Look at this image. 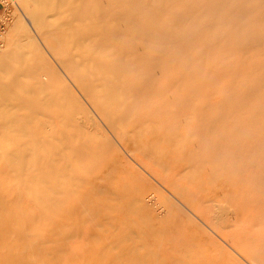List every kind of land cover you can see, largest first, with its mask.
Segmentation results:
<instances>
[{
	"label": "bare ground",
	"instance_id": "1",
	"mask_svg": "<svg viewBox=\"0 0 264 264\" xmlns=\"http://www.w3.org/2000/svg\"><path fill=\"white\" fill-rule=\"evenodd\" d=\"M13 3L20 13L9 22V42L0 45V155L12 171L27 173L28 183L36 177L42 204L65 195L56 188L69 182L77 190L86 156L106 159L109 152L101 131L92 146L87 122L76 115L83 107L69 83L89 98L99 117L117 127L119 120L150 115L152 80L181 65L225 78L240 64L247 68L230 93L247 100L249 115L228 122L220 112L224 105H217L215 114L202 106L198 121L227 127L221 136L258 161L260 169L254 165L253 170L258 167L264 176V119L253 120L264 114V0ZM37 30L55 66L39 54ZM253 127L261 132L253 136Z\"/></svg>",
	"mask_w": 264,
	"mask_h": 264
},
{
	"label": "rangeland",
	"instance_id": "2",
	"mask_svg": "<svg viewBox=\"0 0 264 264\" xmlns=\"http://www.w3.org/2000/svg\"><path fill=\"white\" fill-rule=\"evenodd\" d=\"M8 5L0 0V14L7 16L0 45L9 42V22L20 13L16 6L8 9ZM37 31L39 54L44 52L55 66ZM246 76L247 68L243 64L226 78L181 65L174 72L152 80L154 94L148 101L150 115L156 123L166 118V122L174 125L195 124L199 123L202 106L207 109L205 112L215 114L217 105H224L220 112L227 114L228 122L246 118L249 115L247 100L230 93ZM69 84L71 95L83 107L84 112L76 115L87 122L92 146L98 145L99 132H103V140L108 141V156L106 159H99L95 153L86 156L81 165L84 182L77 190L71 189L70 182L57 187L56 190H65L66 194L59 195L48 205V200H43L42 204L36 193L39 190L35 185L36 177L32 184L28 183L27 173L12 171L10 162L0 155V264H171V246L173 252L178 250L179 244L148 242L151 235L160 233L153 225L159 227L158 217L162 215L161 201L153 202L159 190L149 189L147 183L146 188L142 187L141 179L137 178L141 170L133 162L132 138L150 122L148 116L124 123L119 120L114 127L99 117L79 88L72 82ZM234 99L239 103H234ZM88 116L92 118L91 124ZM253 117L254 121H263L264 114ZM253 128H257L252 129L253 136L261 132L258 127ZM254 165L260 166L258 161ZM149 195L153 196L148 202Z\"/></svg>",
	"mask_w": 264,
	"mask_h": 264
},
{
	"label": "crops",
	"instance_id": "3",
	"mask_svg": "<svg viewBox=\"0 0 264 264\" xmlns=\"http://www.w3.org/2000/svg\"><path fill=\"white\" fill-rule=\"evenodd\" d=\"M151 116L132 138L137 178L163 207L148 242L179 244L171 264H264V176L251 157L221 136L227 127Z\"/></svg>",
	"mask_w": 264,
	"mask_h": 264
},
{
	"label": "built area",
	"instance_id": "4",
	"mask_svg": "<svg viewBox=\"0 0 264 264\" xmlns=\"http://www.w3.org/2000/svg\"><path fill=\"white\" fill-rule=\"evenodd\" d=\"M3 1V0H2ZM9 5L7 7L8 9L11 6H14L15 3H13V0H5ZM2 3V2H1ZM5 8V7H4ZM6 9V8H5ZM6 22H7V16L0 14V37H2L6 31Z\"/></svg>",
	"mask_w": 264,
	"mask_h": 264
}]
</instances>
